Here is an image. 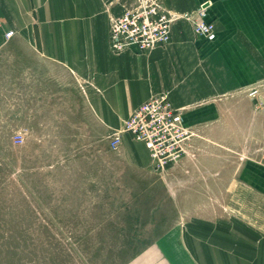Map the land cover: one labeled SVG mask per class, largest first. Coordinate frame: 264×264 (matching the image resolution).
<instances>
[{"label": "crops", "instance_id": "obj_1", "mask_svg": "<svg viewBox=\"0 0 264 264\" xmlns=\"http://www.w3.org/2000/svg\"><path fill=\"white\" fill-rule=\"evenodd\" d=\"M162 1L178 13L209 2L214 38L196 35L180 18L169 44L114 52L110 16L123 13L120 2L0 0L9 108H87L106 137L142 103L166 93L198 132L190 144L194 156L167 172L177 188L199 171L208 180L192 188L217 200L185 202L201 210L185 222L183 247L172 248L167 242L182 238L167 231L127 264H264V0ZM9 30L15 34L6 39ZM116 150L98 153L100 170L115 156L130 170L154 172L148 149L129 133ZM175 187L173 195L189 192Z\"/></svg>", "mask_w": 264, "mask_h": 264}, {"label": "rangeland", "instance_id": "obj_2", "mask_svg": "<svg viewBox=\"0 0 264 264\" xmlns=\"http://www.w3.org/2000/svg\"><path fill=\"white\" fill-rule=\"evenodd\" d=\"M8 58L0 50V264H127L167 231L183 247L201 210L185 202L217 200L192 188L208 178L198 171L176 188L167 171L140 174L115 156L100 170L116 130L104 137L87 108H9Z\"/></svg>", "mask_w": 264, "mask_h": 264}, {"label": "built area", "instance_id": "obj_3", "mask_svg": "<svg viewBox=\"0 0 264 264\" xmlns=\"http://www.w3.org/2000/svg\"><path fill=\"white\" fill-rule=\"evenodd\" d=\"M116 1L123 4L124 10L121 15L110 17V46L114 52H123L131 46L144 52L169 44L172 26L180 18L192 24L196 35L215 36L216 24L208 19L207 1L196 10L184 13L167 9L162 0ZM14 34V30L7 31L6 39ZM258 92L259 87H254L250 94L255 96ZM124 133L146 146L154 168L160 172H166L170 165H179L186 156H194L190 144L198 134L194 127L184 123L182 110L172 104L166 93L153 95L134 110L122 128L110 137L112 149L121 145ZM24 140V134L18 133L16 141L23 143Z\"/></svg>", "mask_w": 264, "mask_h": 264}]
</instances>
